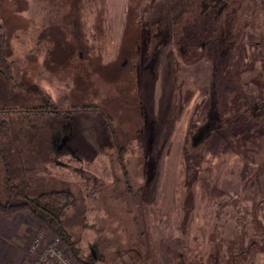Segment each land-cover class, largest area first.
<instances>
[{
	"label": "rangeland",
	"instance_id": "1",
	"mask_svg": "<svg viewBox=\"0 0 264 264\" xmlns=\"http://www.w3.org/2000/svg\"><path fill=\"white\" fill-rule=\"evenodd\" d=\"M211 1L0 0V199L69 188L65 264H264V0Z\"/></svg>",
	"mask_w": 264,
	"mask_h": 264
},
{
	"label": "trees",
	"instance_id": "2",
	"mask_svg": "<svg viewBox=\"0 0 264 264\" xmlns=\"http://www.w3.org/2000/svg\"><path fill=\"white\" fill-rule=\"evenodd\" d=\"M3 46L4 37L0 31V64L5 67L7 73H10L11 69L9 63L4 58ZM217 123L218 114L216 105L212 102V105L207 111L205 123L201 125L200 128L198 127L196 129V131L202 130V134L199 135L198 141L207 137ZM191 143L193 144L192 137ZM75 203L76 196L69 188H53L40 191L34 196H29L24 191L18 190V185H15L12 187L11 194L7 195L5 200L2 201V199H0V212L5 216H10L15 212L29 214L39 224L40 231L49 232L54 235L65 245L70 255L79 260L78 241L71 238L62 221V212L64 208ZM97 260L96 256L87 255L83 263L95 264Z\"/></svg>",
	"mask_w": 264,
	"mask_h": 264
},
{
	"label": "crops",
	"instance_id": "3",
	"mask_svg": "<svg viewBox=\"0 0 264 264\" xmlns=\"http://www.w3.org/2000/svg\"><path fill=\"white\" fill-rule=\"evenodd\" d=\"M42 180L35 179L34 183L41 187ZM58 181L53 188L60 187L61 181ZM30 194V196L35 195L34 193ZM39 232V224L29 214L15 212L10 216H5L0 212V264H26L31 256L28 246ZM43 234L44 236L48 235L47 232Z\"/></svg>",
	"mask_w": 264,
	"mask_h": 264
},
{
	"label": "built area",
	"instance_id": "4",
	"mask_svg": "<svg viewBox=\"0 0 264 264\" xmlns=\"http://www.w3.org/2000/svg\"><path fill=\"white\" fill-rule=\"evenodd\" d=\"M43 233L42 231L37 233L28 246L31 256L26 264H65L64 253L59 245L61 241L52 235V241L43 244Z\"/></svg>",
	"mask_w": 264,
	"mask_h": 264
}]
</instances>
